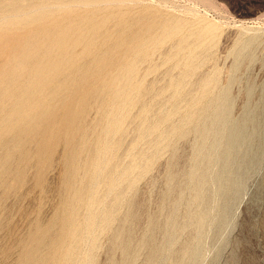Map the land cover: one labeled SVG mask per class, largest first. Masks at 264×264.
<instances>
[{"label": "rangeland", "instance_id": "rangeland-1", "mask_svg": "<svg viewBox=\"0 0 264 264\" xmlns=\"http://www.w3.org/2000/svg\"><path fill=\"white\" fill-rule=\"evenodd\" d=\"M13 2L0 0V264H60L72 217L82 224L88 213L87 196L79 201L78 194L88 191L89 162L108 142L111 98L129 61L136 63L128 91L133 104L121 133L109 139L118 148L107 158L113 179L129 174L116 193L103 189L107 207L119 194L114 221L93 243L88 235L80 237L73 264H190L198 243L195 224L204 210L194 202L190 173L206 164L197 159L195 134L167 144L161 135L181 126L189 112L185 96L175 99L188 55L203 63L186 78L182 95H201L202 81L217 75L219 89L231 84L233 118L243 119L251 89L252 124H264V0H27L26 7ZM34 12H43L42 18L20 23ZM179 21L178 35L157 45L166 24ZM251 38L257 41L248 55L238 57V47ZM89 39L95 41L91 46ZM58 41L66 49L79 43L69 56L71 78L44 101L43 115L6 128L4 118L32 71L62 56L54 47ZM99 58L103 65L93 63ZM237 62L241 68L235 71ZM69 73H59L53 85ZM174 108L178 113L159 132L141 137L149 123ZM212 143L213 138L207 146ZM244 187L230 214L219 216L223 226L196 264H264V155Z\"/></svg>", "mask_w": 264, "mask_h": 264}, {"label": "bare ground", "instance_id": "bare-ground-1", "mask_svg": "<svg viewBox=\"0 0 264 264\" xmlns=\"http://www.w3.org/2000/svg\"><path fill=\"white\" fill-rule=\"evenodd\" d=\"M13 1L19 2L21 4L20 7L28 6L26 3L27 0H11V3H14ZM42 16L43 12H34L26 19L20 20V23L37 21L42 18ZM181 29L182 24L180 21L173 23V25L171 24V26L170 24H166L160 40L156 42V44H164V41L173 38L176 34L178 35ZM96 37L97 36H95V41L98 38ZM95 41L90 40L88 45L91 46ZM256 41L257 39L255 38L243 41L237 49L238 57H241L246 53L248 55ZM61 43L62 42L58 41L54 45V47L60 49V54L62 55L60 59L53 63H49V61V64L37 67L30 74L27 83H24L26 85L22 86V90L19 89L21 90L20 95L18 93L19 96L16 98V102L12 105L10 113L4 118V121L6 120V128L12 129L13 127L25 126L32 120L36 119L38 115L41 116L40 114H42L45 108L43 106L44 101L51 97L55 90L62 88L64 82L71 78L69 72H71L73 67L71 65L72 60L69 56L77 50L79 43H74L67 49L63 48L65 45ZM152 43H154L152 40L148 43H144L141 46V51L144 50L145 47L152 45ZM182 45L183 43L179 42L175 45V48L180 50ZM201 47L204 48L203 45H201ZM179 53L180 51H177V54ZM50 56L49 53L48 57ZM116 62H118V60ZM93 63L100 65L103 61L99 58L94 60ZM202 63L203 62H200L191 55H188V60L185 63L186 70L184 71L182 79L177 82L175 86V99L177 98L179 100L185 96L184 98L189 100V112L184 117L181 126L174 127L164 135H161V144H167L176 137L184 140L191 134H195L198 139L196 146V151L198 153L197 159L206 164V168H204L203 171H200L199 167H194L190 173V187L194 195V202L197 205L204 204V210L201 212L200 217L195 224V229L198 234V243L191 254L190 264L197 263L201 257V251L203 248L207 246L213 237H216L223 226L219 216L227 217L230 214L233 205L236 201L241 199L245 191L244 178L252 169L255 161L261 159V156L264 155V124L258 126L252 124L254 122V110L250 109V99L252 98L251 89L248 92L246 114L243 119L240 120H236L232 116L229 91L231 84L219 89L217 75L202 81L201 85L203 93L201 95H182V88L186 82V78L190 75H194L200 66H202ZM135 65L136 63L134 61H129L125 70H122L123 73L117 78H120L119 80H121V83L111 98L110 105L113 110L110 113L112 116L110 119V126L106 131L108 142L103 146L102 151L94 158V160L91 162L88 161L89 166L86 182L89 181L90 186L87 192L83 191L78 194L79 201H83L85 196H87V201L89 202L88 213L82 224L78 222L75 215L72 217V228L70 229V235L62 254L60 264H73L74 247L81 243L80 237L82 235H88L89 240L92 242L98 231L105 230L114 221V211L119 203V194L115 195V203L112 206L107 207L103 202L101 193L104 188H107L111 194L112 192L114 193L120 185L121 178L129 174L128 172H125L118 175L116 179H113L110 174L112 171V163L109 162L107 158L118 148L117 144H110L109 139L112 135H118L121 133L123 118L125 117L129 106L133 104L128 91L133 86L131 77L135 72ZM82 68L83 67L80 68V71ZM240 68L241 63L237 62L234 65V70L238 71ZM100 69L101 67L99 70ZM62 71L68 72V76L59 79L54 86L53 82H55V78ZM21 73H23L22 70H20V72L17 71L16 74L21 76ZM86 73L89 74L90 70ZM113 79L116 80V77ZM13 86H15V83H11L7 88H12ZM214 90H219V93L213 98H210V94H213ZM177 113V108H174L169 111L165 117L149 123L147 129L142 132L141 137H145L148 132H159L161 124L164 121L171 120ZM211 138H213V143L208 147L207 143ZM135 168L136 167L134 166L133 170H135ZM88 178L89 180H87ZM174 180L175 179L173 178L172 181ZM206 188L210 191H206ZM105 200L107 201V199ZM89 249L87 252H89ZM184 257L185 252L183 258Z\"/></svg>", "mask_w": 264, "mask_h": 264}]
</instances>
